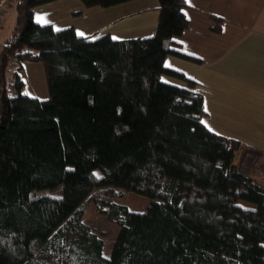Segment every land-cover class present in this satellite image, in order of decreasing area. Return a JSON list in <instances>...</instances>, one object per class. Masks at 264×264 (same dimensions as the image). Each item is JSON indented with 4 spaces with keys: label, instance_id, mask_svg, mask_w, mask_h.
Returning <instances> with one entry per match:
<instances>
[{
    "label": "trees",
    "instance_id": "1",
    "mask_svg": "<svg viewBox=\"0 0 264 264\" xmlns=\"http://www.w3.org/2000/svg\"><path fill=\"white\" fill-rule=\"evenodd\" d=\"M54 1L16 0L0 44V264H264V185L235 165L244 143L208 128L199 83L166 65L202 62L176 48L187 0H159L154 34L129 39L38 23ZM26 62L44 65L49 97L26 92ZM91 198L119 227L110 256L83 221Z\"/></svg>",
    "mask_w": 264,
    "mask_h": 264
},
{
    "label": "crops",
    "instance_id": "2",
    "mask_svg": "<svg viewBox=\"0 0 264 264\" xmlns=\"http://www.w3.org/2000/svg\"><path fill=\"white\" fill-rule=\"evenodd\" d=\"M187 3L185 12L190 26L176 39L180 43L176 48L202 62L169 55L166 65L199 83L207 109L203 122L208 128L242 141L240 155L245 149L248 156L263 153L264 0H187ZM15 7L16 4L3 18L0 44L12 34L17 18ZM88 9L80 0H57L36 7L34 16L38 23L52 24L55 29L72 26L82 36L93 38L108 33L116 39L151 36L160 17L159 0H132L90 13ZM21 76L29 95L48 97L41 62H26ZM164 79L186 85L170 76ZM247 159L241 162L245 167ZM254 166L252 174L256 179L264 162L258 160Z\"/></svg>",
    "mask_w": 264,
    "mask_h": 264
},
{
    "label": "rangeland",
    "instance_id": "3",
    "mask_svg": "<svg viewBox=\"0 0 264 264\" xmlns=\"http://www.w3.org/2000/svg\"><path fill=\"white\" fill-rule=\"evenodd\" d=\"M96 9H103L100 7H94V8H90L88 9V13H90L93 10ZM84 17H86V14L84 15ZM88 19V18H86ZM90 20V18L88 19ZM87 25H89V23L87 22ZM11 77V76H10ZM45 80V77H44ZM45 87H46V91L47 94L46 96L49 97V90H48V86L46 85V81H45ZM247 149L243 150V154L240 155L237 153L236 155V159H235V165L238 166L243 172L247 173L248 175L253 177V172H252V168L255 167V163L260 160L264 162V155L263 153H251L250 156H248V153L246 151ZM244 157V158H243ZM247 159L248 160V166L245 167L244 165L241 164V162L243 161V159ZM260 179V183H262L264 185V168L261 170V174L259 173V176L257 177ZM256 178V179H257ZM259 179H257V181H259ZM51 194L54 195H61L63 193V187L60 186L56 189H52L50 191ZM117 200L121 203L126 204L131 210L134 211H143L145 210V208L147 207L148 203H149V199L147 197H144L142 195L136 194V193H131V192H124L123 197H118ZM83 221L86 222L87 224L90 225V227L96 232L98 233L100 236H102L105 240V246H104V255L105 256H110L111 255V251H112V247L115 241V238L119 232V227L118 225L110 220L109 218H107L105 215H102L99 213L98 209H97V205L95 204L94 200L91 198L88 200L87 202V206H86V210L83 216Z\"/></svg>",
    "mask_w": 264,
    "mask_h": 264
},
{
    "label": "built area",
    "instance_id": "4",
    "mask_svg": "<svg viewBox=\"0 0 264 264\" xmlns=\"http://www.w3.org/2000/svg\"><path fill=\"white\" fill-rule=\"evenodd\" d=\"M15 4H16L15 0H0V30L3 28L4 16L14 8ZM11 68H13V66H11ZM11 83H12V78L9 77V93L14 94V89L12 88Z\"/></svg>",
    "mask_w": 264,
    "mask_h": 264
},
{
    "label": "snow or ice",
    "instance_id": "5",
    "mask_svg": "<svg viewBox=\"0 0 264 264\" xmlns=\"http://www.w3.org/2000/svg\"><path fill=\"white\" fill-rule=\"evenodd\" d=\"M81 35H82V33H81ZM207 110V109H206Z\"/></svg>",
    "mask_w": 264,
    "mask_h": 264
}]
</instances>
